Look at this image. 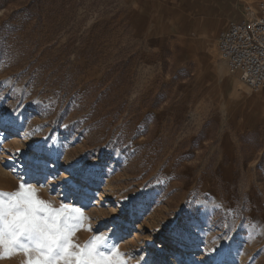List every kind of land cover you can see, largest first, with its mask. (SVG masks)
I'll return each mask as SVG.
<instances>
[{"label": "rangeland", "instance_id": "374dc122", "mask_svg": "<svg viewBox=\"0 0 264 264\" xmlns=\"http://www.w3.org/2000/svg\"><path fill=\"white\" fill-rule=\"evenodd\" d=\"M261 2L0 0V192L82 206L73 243L125 264H264V88L218 48Z\"/></svg>", "mask_w": 264, "mask_h": 264}, {"label": "snow or ice", "instance_id": "6c2138e0", "mask_svg": "<svg viewBox=\"0 0 264 264\" xmlns=\"http://www.w3.org/2000/svg\"><path fill=\"white\" fill-rule=\"evenodd\" d=\"M15 115L13 110L10 118ZM4 122L0 115V126ZM4 196L9 198L5 200ZM87 219L82 206L62 203L57 208L40 199L37 191L22 178L17 190L0 192V258L23 251L24 264H125L119 249L108 246L110 236L97 234L83 245L73 243L75 231L82 228ZM174 239L179 248L183 243L179 225ZM143 264L156 262L145 258Z\"/></svg>", "mask_w": 264, "mask_h": 264}, {"label": "built area", "instance_id": "2783aa9c", "mask_svg": "<svg viewBox=\"0 0 264 264\" xmlns=\"http://www.w3.org/2000/svg\"><path fill=\"white\" fill-rule=\"evenodd\" d=\"M221 58L251 90L264 88V2L246 6L240 18L231 20L218 37Z\"/></svg>", "mask_w": 264, "mask_h": 264}, {"label": "bare ground", "instance_id": "6f19581e", "mask_svg": "<svg viewBox=\"0 0 264 264\" xmlns=\"http://www.w3.org/2000/svg\"><path fill=\"white\" fill-rule=\"evenodd\" d=\"M209 53H210V52H209ZM213 54H214V53L211 51V54H209L211 58H213Z\"/></svg>", "mask_w": 264, "mask_h": 264}]
</instances>
